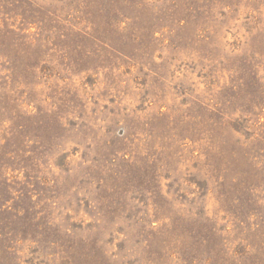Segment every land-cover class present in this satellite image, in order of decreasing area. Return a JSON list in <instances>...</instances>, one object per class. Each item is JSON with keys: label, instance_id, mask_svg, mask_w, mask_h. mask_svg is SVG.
I'll list each match as a JSON object with an SVG mask.
<instances>
[{"label": "rangeland", "instance_id": "rangeland-1", "mask_svg": "<svg viewBox=\"0 0 264 264\" xmlns=\"http://www.w3.org/2000/svg\"><path fill=\"white\" fill-rule=\"evenodd\" d=\"M0 264H264V0H0Z\"/></svg>", "mask_w": 264, "mask_h": 264}]
</instances>
